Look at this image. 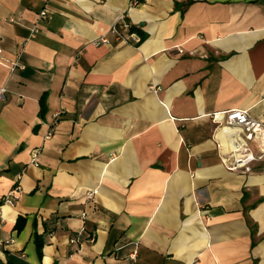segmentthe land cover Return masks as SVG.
<instances>
[{
  "label": "crops",
  "instance_id": "1",
  "mask_svg": "<svg viewBox=\"0 0 264 264\" xmlns=\"http://www.w3.org/2000/svg\"><path fill=\"white\" fill-rule=\"evenodd\" d=\"M131 1L0 0V264H264V0Z\"/></svg>",
  "mask_w": 264,
  "mask_h": 264
},
{
  "label": "built area",
  "instance_id": "2",
  "mask_svg": "<svg viewBox=\"0 0 264 264\" xmlns=\"http://www.w3.org/2000/svg\"><path fill=\"white\" fill-rule=\"evenodd\" d=\"M50 0H46L48 2ZM141 2V0H132L131 5L136 6ZM47 9L43 10L39 14V20H45L47 17ZM131 26L126 21V17L124 14H120L111 27L110 32L116 36L119 40L130 43L128 40L127 32L130 30ZM38 32L36 26H34L30 35L34 36ZM102 42H107L106 39H103ZM5 61L3 59V50L0 47V64ZM8 68L13 71L15 68H19L18 61L15 60L11 62ZM6 93L5 88H0V101L4 100V95ZM59 113L54 115L55 120L59 118ZM212 119L214 122L220 124L222 123L226 128H230L233 130L234 137L239 136V138L244 139L245 141L255 142V141H263L259 146V154L256 155L252 149H250L247 145H243L241 143H235L234 148H232L231 152V161L228 166L229 170L232 172H239L243 174L250 173L252 170V164L260 161L264 158V121H258L251 117L248 112L241 110H231L228 112H220L212 114ZM220 122V123H219ZM52 132V131H51ZM37 157V152L32 154V160L35 161ZM19 186H15L11 191L5 194L0 200V211L1 206L3 205H13L18 199L17 193L19 192ZM94 193V192H93ZM93 193L87 194V199H91Z\"/></svg>",
  "mask_w": 264,
  "mask_h": 264
},
{
  "label": "trees",
  "instance_id": "3",
  "mask_svg": "<svg viewBox=\"0 0 264 264\" xmlns=\"http://www.w3.org/2000/svg\"><path fill=\"white\" fill-rule=\"evenodd\" d=\"M136 29L131 27L130 28V31H135ZM17 229L19 230L21 228V226H23V220L19 219L17 221ZM37 246H38V251H39V254H41V247H42V242L40 239L37 238Z\"/></svg>",
  "mask_w": 264,
  "mask_h": 264
}]
</instances>
